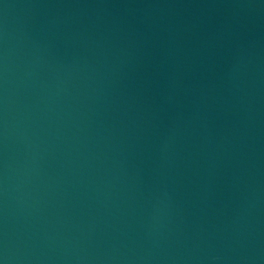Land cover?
Returning a JSON list of instances; mask_svg holds the SVG:
<instances>
[{
	"label": "water",
	"instance_id": "obj_1",
	"mask_svg": "<svg viewBox=\"0 0 264 264\" xmlns=\"http://www.w3.org/2000/svg\"><path fill=\"white\" fill-rule=\"evenodd\" d=\"M0 264H264V0H0Z\"/></svg>",
	"mask_w": 264,
	"mask_h": 264
}]
</instances>
